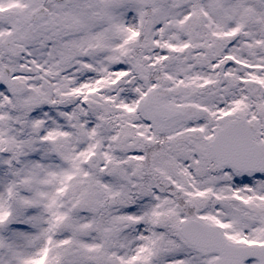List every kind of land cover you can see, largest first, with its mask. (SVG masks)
Masks as SVG:
<instances>
[{
	"label": "snow or ice",
	"instance_id": "snow-or-ice-1",
	"mask_svg": "<svg viewBox=\"0 0 264 264\" xmlns=\"http://www.w3.org/2000/svg\"><path fill=\"white\" fill-rule=\"evenodd\" d=\"M0 264H264V0H0Z\"/></svg>",
	"mask_w": 264,
	"mask_h": 264
}]
</instances>
